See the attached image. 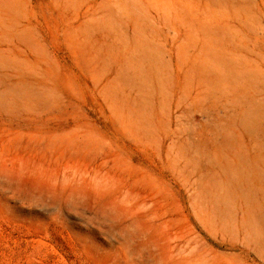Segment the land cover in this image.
Here are the masks:
<instances>
[{
	"label": "rangeland",
	"instance_id": "obj_1",
	"mask_svg": "<svg viewBox=\"0 0 264 264\" xmlns=\"http://www.w3.org/2000/svg\"><path fill=\"white\" fill-rule=\"evenodd\" d=\"M262 35L264 0H0V264H264Z\"/></svg>",
	"mask_w": 264,
	"mask_h": 264
},
{
	"label": "bare ground",
	"instance_id": "obj_2",
	"mask_svg": "<svg viewBox=\"0 0 264 264\" xmlns=\"http://www.w3.org/2000/svg\"><path fill=\"white\" fill-rule=\"evenodd\" d=\"M173 31H174V28H173ZM162 35H163V34H162ZM162 35H161V36H162ZM253 36H254V35H253ZM262 36H263V35H262ZM262 36H261V37H262ZM254 37H259V36H254ZM236 38H237V37L235 36V39H236ZM263 38H264V36H263ZM163 40H165V38H164ZM237 41H238V39H237ZM239 41H240V40H239ZM261 41H262V40H261ZM238 43H239V42H238ZM252 43H253V42H252ZM260 43H261V42H260ZM261 44H262V43H261ZM236 45H237V44H236ZM177 46H178V45H177ZM177 46H175V47H177ZM239 47H240V46H239ZM178 48H179V47H178ZM247 48H249V47H247ZM198 50H199V49H198ZM235 50H236V49H235ZM164 51H166V50L164 49ZM248 51H249V50H248ZM175 52H176V51H175ZM198 52H199V51H198ZM202 52H203V51H202ZM236 52H237V51H236ZM173 54H174V53H173ZM175 54H176V53H175ZM199 54H200V52H199ZM168 55H169V54H168ZM175 56H177V55H175ZM197 56H198V54H197ZM257 56H258V55H257ZM178 57H179V56H178ZM195 57H196V55H195ZM176 58H177V57H176ZM180 58H181V57H180ZM191 58H192V57H191ZM174 59H175V58H174ZM183 59H184V58H183ZM186 59H187V58H186ZM234 59H235V58H234ZM178 60H179V59H178ZM184 60H185V59H184ZM186 61H187V60H186ZM188 61H189V60H188ZM190 61H191V60H190ZM201 61H202V60H201ZM203 61H204V60H203ZM184 62H185V61H184ZM198 62H200V61H198ZM186 63H187V62H186ZM196 63H197V62H196ZM201 63H202V62H201ZM219 63H220V62H219ZM244 63H245V62H244ZM180 64H181V63H180ZM173 65H174V64H173ZM183 65H184V64H183ZM192 65H193V64H192ZM205 65H206V64H205ZM243 65H244V64H243ZM180 66H182V65H180ZM187 66H188V65H187ZM194 66H195V65H194ZM221 66H222V65H221ZM183 67H185V65H184ZM197 67H198V66H197ZM263 67H264V66H263ZM192 68H193V67H191V69H192ZM178 69H179V68H178ZM186 69H187V68H186ZM193 69L196 70V68H193ZM204 69H205V68H204ZM207 69H208V68H207ZM207 69H206V70H207ZM210 69H211V68H210ZM242 70H243V68H242ZM175 71H176V70H175ZM186 71H187V70H186ZM186 71H184V73H185ZM189 71H190V70H189ZM200 71H201V70H200ZM207 71H208V70H207ZM176 72H177V71H176ZM191 72H193V70H192ZM191 72H190V73H191ZM195 72H197V71H195ZM184 73H183V74H184ZM187 73H188V72H187ZM207 73H208V72H207ZM175 74H176V73H175ZM191 74H192V73H191ZM198 74H199V73H198ZM200 74H201V73H200ZM209 74H210V73H209ZM209 74H208V75H209ZM212 74H213V73H212ZM186 76H187V75H186ZM195 76H197V75H195ZM200 77H201V76H200ZM211 77H212V76H211ZM176 78H178V77H177V74H176ZM176 78H174V79H176ZM206 78H207V77H206ZM184 79H185V77H184ZM213 79H215V78H213ZM182 80H183V78H182ZM202 80H203V79H202ZM177 81H178V80H177ZM183 81H184V80H183ZM209 81H210V80H209ZM212 81H213V80H212ZM181 82H182V81H181ZM204 82H205V81H204ZM214 82H215V81H214ZM214 82H213V83H214ZM167 83H168V82H167ZM189 83H190V82H189ZM196 83H197V81H196ZM196 83H195V84H196ZM207 83H208V82H207ZM213 83H212V84H213ZM183 84H184V82H183ZM198 84H199V83H198ZM200 84H201V83H200ZM202 84H203V82H202ZM209 84H210V83H209ZM212 84H211V85H212ZM170 85H171V84H170ZM171 86H172V85H171ZM182 86H183V85H182ZM195 86H196V85H195ZM202 86H203V85H202ZM166 87H167V86H166ZM172 87H174V86H172ZM203 87L205 88L206 86H203ZM209 87H210V86H209ZM204 88H203V89H204ZM206 89H208V87H207ZM234 89H235V88H234ZM179 90H181V89H179ZM189 90H190V89H189ZM200 90H201V89H200ZM200 90H199V92H200ZM235 90H236V89H235ZM181 91H182V90H181ZM197 91H198V90H197ZM201 91H202V90H201ZM236 91H237V90H236ZM165 92H166V91H165ZM202 92H203V91H202ZM242 92H244V91H242ZM166 93H167V92H166ZM173 93H174V92H173ZM204 93H205V92H204ZM204 93H203V94H204ZM206 93H207V92H206ZM229 93H230V92H229ZM168 94H169V93H168ZM184 94H185V93H184ZM187 94H188V93H187ZM197 94H198V93H197ZM197 94H195V95H197ZM207 94H208V93H207ZM210 94H211V93H210ZM231 94H232V93H231ZM240 94H241V93H240ZM165 95H166V94H165ZM169 95H170V94H169ZM175 95H176V94H175ZM182 95H183V94H182ZM188 95H189V94H188ZM188 95H187V96H188ZM213 95H214V93H213ZM233 95H234V94H233ZM167 96H168V95H167ZM173 96H174V95H173ZM185 96H186V94H185ZM189 96H190V95H189ZM193 96H194V95H193ZM230 96H231V95H230ZM237 96H238V95H237ZM246 96H247V95H246ZM246 96H245V97H246ZM176 97H177V96H176ZM194 97H195V96H194ZM208 97H209V96H208ZM208 97H207V98H208ZM210 97H211V96H210ZM181 98H182V97H181ZM186 98H187V97H186ZM198 98H199V97H198ZM198 98H197V99H198ZM200 98H201V96H200ZM167 99H168V98H167ZM171 99H172V98H171ZM175 99L177 100V99H180V98H175ZM175 99H174V101H175ZM201 99H202V98H201ZM228 99H229V98H228ZM240 99H241V98H240ZM245 99H247V97H246ZM248 99H250V98L248 97ZM165 100H166V99H165ZM169 100H170V99H169ZM172 100H173V99H172ZM206 100H207V99H206ZM243 100H244V99H243ZM166 101H167V100H166ZM174 101H173V102H174ZM186 101H187V100H186ZM186 101H185L184 104H186ZM198 101H199V100H198ZM212 101H213V100H212ZM223 101H224V100H223ZM223 101H222V102H223ZM247 101H248V100H247ZM168 102H169V101H168ZM182 102H183V101H182ZM182 102H181V103H182ZM213 102H214V101H213ZM215 102H216V101H215ZM215 102H214V103H215ZM217 102H219V101H217ZM227 102H228V100H227ZM230 102H231V101H230ZM245 102H246V101H245ZM249 102H251V101H249ZM191 103H192V102H191ZM193 103H194V102H193ZM208 103H209V102H208ZM236 103H237V102H236ZM168 104H169V103H168ZM172 104H173V103H172ZM224 104H225V103H224ZM170 105H171V104H169V106H170ZM189 105H190V104H189ZM230 105H231V104H230ZM201 106H202V105H201ZM216 106H217V104H216ZM170 107H172V106H170ZM180 107H181V106H180ZM187 107H188V106H187ZM219 107H220V106H219ZM219 107H218V108H219ZM198 108H200V107H198ZM201 108H202V107H201ZM220 108H221V107H220ZM243 108H244V107H243ZM182 109H183V108H182ZM184 109H186V107H185ZM224 109H225V108H224ZM231 109H232V108H231ZM200 110H201V109H200ZM198 111H199V110H198ZM231 111H232V110H231ZM234 111H235V110H234ZM239 111H241V110H239ZM166 112H167V111H166ZM200 112H201V111H200ZM210 112H211V111H210ZM210 112H209V113H210ZM241 113H242V112H241ZM230 114H231V113H230ZM211 115H212V114H210V116H211ZM227 115H228V114H227ZM210 116H209V117H210ZM207 117H208V116H207ZM192 118H193V117H192ZM169 120H170V119H169ZM167 122H169V121H167ZM169 123H170V122H169ZM168 140H169V139H168ZM6 249H7V248H6ZM8 251H9V250H8ZM3 253H4V252H3ZM9 254H10V253H9Z\"/></svg>",
	"mask_w": 264,
	"mask_h": 264
}]
</instances>
